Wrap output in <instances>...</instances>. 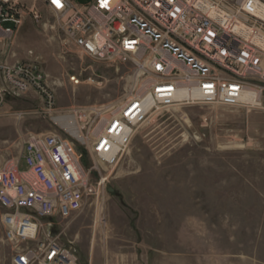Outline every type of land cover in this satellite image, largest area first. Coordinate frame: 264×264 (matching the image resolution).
<instances>
[{"label":"built area","instance_id":"2783aa9c","mask_svg":"<svg viewBox=\"0 0 264 264\" xmlns=\"http://www.w3.org/2000/svg\"><path fill=\"white\" fill-rule=\"evenodd\" d=\"M263 7L264 0H0V44L25 14L39 21L48 13L64 42L92 59L130 65L144 85L112 105L59 111L36 60L0 57V117L10 101L34 93L54 128L28 137L18 160L0 166L1 224L16 250L13 264H79L58 238L38 239L40 220L68 218L90 202L101 213L109 176L98 165L114 167L156 112L262 107Z\"/></svg>","mask_w":264,"mask_h":264},{"label":"rangeland","instance_id":"374dc122","mask_svg":"<svg viewBox=\"0 0 264 264\" xmlns=\"http://www.w3.org/2000/svg\"><path fill=\"white\" fill-rule=\"evenodd\" d=\"M0 57L36 60L59 111L112 105L141 84L130 65L92 59L64 42L48 13L39 21L25 14L0 44ZM41 109L34 93L5 106L0 166L18 160L31 135L54 132ZM98 166L109 176L102 212L90 202L68 218L42 219L39 240L58 238L79 264H264V97L261 108L160 110L138 128L114 167ZM3 212L0 207V264H13Z\"/></svg>","mask_w":264,"mask_h":264},{"label":"bare ground","instance_id":"6f19581e","mask_svg":"<svg viewBox=\"0 0 264 264\" xmlns=\"http://www.w3.org/2000/svg\"><path fill=\"white\" fill-rule=\"evenodd\" d=\"M259 16L264 20V7L262 8V10L259 12ZM73 80V79H72ZM77 84H79V83H77ZM143 84L142 85H140V86H138V88L136 89V88H134L136 91H135V94L136 95H140V94H142V92H143ZM130 93H132V91L130 92Z\"/></svg>","mask_w":264,"mask_h":264},{"label":"water","instance_id":"95a60500","mask_svg":"<svg viewBox=\"0 0 264 264\" xmlns=\"http://www.w3.org/2000/svg\"><path fill=\"white\" fill-rule=\"evenodd\" d=\"M109 191L111 192V190L109 189Z\"/></svg>","mask_w":264,"mask_h":264}]
</instances>
